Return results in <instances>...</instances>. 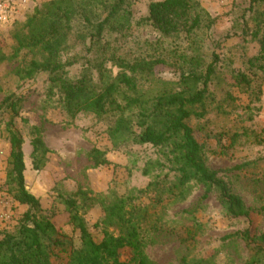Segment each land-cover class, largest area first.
I'll return each mask as SVG.
<instances>
[{"label": "rangeland", "instance_id": "374dc122", "mask_svg": "<svg viewBox=\"0 0 264 264\" xmlns=\"http://www.w3.org/2000/svg\"><path fill=\"white\" fill-rule=\"evenodd\" d=\"M52 1L25 0L15 22L0 30L2 51L11 56L13 33ZM153 1L158 0H133L131 29L125 34L108 35L106 40L127 59L162 60L155 72L170 84L178 82L188 70L183 58L201 55L206 63L217 61L208 113L189 124L204 146L207 166L243 199L251 216L230 218L217 194L205 198L204 188L196 182L175 196L166 192L176 174L170 172L159 149L132 141L115 147L109 137L113 117L81 113L72 118L48 74L25 77L23 71L31 62L42 60L38 50H23L0 66V104L10 95L23 98L15 129L24 141L26 189L39 200L40 215L71 237L77 247L80 232L69 223L66 199L77 202L88 231L101 242L106 232L118 236L120 230L110 224L105 205L98 201L108 205L116 197L134 198V204L149 215V222L142 226L143 251L149 264H248L252 251L237 234L247 229L252 235L264 234V4L254 0H197L216 22L193 43L184 34L164 37L149 24H140L148 17ZM78 23H74L70 38L72 47L64 54V60L80 57V63L70 70L73 79L80 75L88 56L77 40V35L87 30ZM105 66L112 77L120 71L111 63ZM238 74L249 79V88L236 83ZM10 116L9 111L0 110V196L8 197L12 206V219L0 232V240L17 233L20 219L29 210L14 199V187L7 180L11 169ZM36 137L43 140L49 152L39 171L33 167L31 152ZM93 149L105 152L110 165L96 167L91 158ZM153 183L159 185L158 190L142 193ZM155 222L164 231L149 232ZM188 229L196 231L197 236L184 244L181 239ZM122 258L127 259L128 252Z\"/></svg>", "mask_w": 264, "mask_h": 264}, {"label": "trees", "instance_id": "16d2710c", "mask_svg": "<svg viewBox=\"0 0 264 264\" xmlns=\"http://www.w3.org/2000/svg\"><path fill=\"white\" fill-rule=\"evenodd\" d=\"M132 1L54 0L36 11L22 29L13 33L15 45L11 56L0 48V66L17 58L23 50H38L42 60L32 61L23 73L28 79L39 73L48 74L52 88L62 96L68 115L74 118L88 113L98 118L113 117L109 137L115 147L132 141L160 150L170 172L176 174L175 182L166 192L175 196L176 192L181 193L190 183L196 182L204 188L205 198L217 194L230 218H249L251 211L243 199L207 166L204 146L189 124L191 120L204 119L208 113L210 84L217 61L206 63L201 55L183 58L188 70L178 82L170 84L156 75L155 68L164 63L162 60H131L119 54L106 38L131 29ZM254 3L264 4V0H254ZM77 21L87 30L86 34L77 35V40L88 56L80 75L73 79L70 70L80 63V57L64 60V54L72 47L69 42ZM215 22L197 0H158L150 3L148 17L140 24H149L164 37L184 34L194 43L198 35L210 31ZM261 42L264 53V39ZM107 63L120 70L115 77L106 68ZM236 83L251 86L244 74L237 75ZM2 101L0 110L11 113L7 124L11 144V169L7 180L14 187V199L29 210L20 219L17 233L0 240V264H149L142 243V226L149 222V215L146 209L134 204V198L116 197L108 205L94 199L105 205L107 219L120 230L118 236L106 232L101 242H96L88 231L77 202L66 199L69 223L80 232L78 247L50 219L40 215L39 200L26 189L24 141L15 129L23 98L10 95ZM31 145L33 167L39 171L49 152L39 137ZM91 158L96 167L110 165L106 153L100 150L93 149ZM158 187L150 184L142 193ZM158 226L156 222L151 224L149 232L164 231ZM196 236V231L188 229L181 242L188 244ZM237 236L252 251L248 264H264V234L252 235L247 229ZM126 252L128 258L123 260L122 254Z\"/></svg>", "mask_w": 264, "mask_h": 264}, {"label": "built area", "instance_id": "2783aa9c", "mask_svg": "<svg viewBox=\"0 0 264 264\" xmlns=\"http://www.w3.org/2000/svg\"><path fill=\"white\" fill-rule=\"evenodd\" d=\"M25 0H0V30L12 25ZM11 202L6 196H0V232L5 229L12 219Z\"/></svg>", "mask_w": 264, "mask_h": 264}]
</instances>
